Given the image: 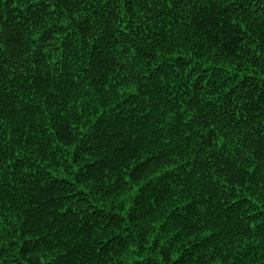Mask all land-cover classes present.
<instances>
[{
    "label": "trees",
    "instance_id": "obj_1",
    "mask_svg": "<svg viewBox=\"0 0 264 264\" xmlns=\"http://www.w3.org/2000/svg\"><path fill=\"white\" fill-rule=\"evenodd\" d=\"M0 45V264H264V0H0Z\"/></svg>",
    "mask_w": 264,
    "mask_h": 264
},
{
    "label": "snow or ice",
    "instance_id": "obj_2",
    "mask_svg": "<svg viewBox=\"0 0 264 264\" xmlns=\"http://www.w3.org/2000/svg\"><path fill=\"white\" fill-rule=\"evenodd\" d=\"M105 2H107V0H105ZM117 2L127 4L129 9H132L133 6L143 9V6L147 5V8L149 9L159 8L163 11H179L180 5L184 2V0H117ZM0 47H2V45H0ZM161 259H164V257L161 256Z\"/></svg>",
    "mask_w": 264,
    "mask_h": 264
}]
</instances>
